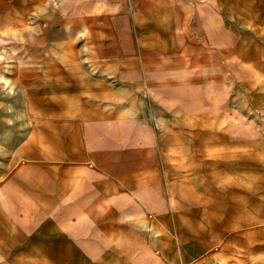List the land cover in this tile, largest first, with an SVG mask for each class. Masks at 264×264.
<instances>
[{"label": "crops", "instance_id": "crops-1", "mask_svg": "<svg viewBox=\"0 0 264 264\" xmlns=\"http://www.w3.org/2000/svg\"><path fill=\"white\" fill-rule=\"evenodd\" d=\"M29 1L0 0V32L7 33L14 27L17 37L21 38L19 46L25 50L19 56L16 75H21L22 80L26 63L39 62V74L47 66L57 65L60 69H69L70 72L61 74L70 77L58 80L48 76L50 79L45 81L40 75V106L45 91L51 90L57 97L53 99V119L38 120L39 130L48 134L51 128L52 137L37 139V161L15 169L4 181L0 193L5 195L7 208L11 209H0V245L24 246L21 256H25V246L34 239V244L43 247L50 244L46 239L60 242L61 231L66 233L63 239L67 240L89 230L92 237L80 241L107 246L111 234L120 239L119 245L127 246L131 235L140 236L148 227L154 233L150 239L155 244L153 252L164 264H188L187 259L194 257L198 250L197 215L204 210L200 209L204 196L198 184V174L203 169L200 158L204 155L194 151H203L205 144L197 138L191 140L183 131L173 136L176 127L169 118L190 114L189 111L172 112L173 106L194 103L188 96L184 99L186 92L178 70L195 71V77L203 82L204 72L208 70L214 71L213 80L219 83L221 69L233 71L240 80L253 78L264 67V0H131L136 30L142 31L148 25L152 34L157 25L163 24L172 39L181 35L188 41L187 49L201 52L176 53L187 54L188 65H181L178 60L165 66L166 73L160 82L164 87L160 89L163 98L155 99L156 89L150 93L156 106L163 108L159 112L142 111L132 103L125 104L124 100L110 99L114 78L107 76L108 63L98 62L94 66L79 54L76 59L82 61L69 64L53 61L43 53L45 38L64 34L68 37L70 53H80L73 44V30L87 23L79 18V13L88 9V3L78 4L79 0L63 3L62 8L74 15L67 33L45 28L33 38H27L28 28L23 25V17L30 7H35ZM42 1L36 0L38 4ZM16 7L21 10L17 9L18 14L10 18L9 12ZM159 17H163L164 23L158 21ZM48 24L55 25L54 19ZM106 48L115 50L114 44ZM98 54L102 57L105 53ZM123 63L118 60L113 68L125 69ZM85 65L98 71L96 76L85 78ZM11 69L0 58L1 80L9 82L6 70ZM169 71H178L171 88L165 86L172 79ZM122 81L116 84H134ZM154 83L150 79L149 84ZM205 113L200 112V117ZM18 205L22 209H16ZM228 228L225 222L222 229ZM99 230L106 231L105 239L98 236ZM42 254L37 251L36 256ZM24 260L26 264L35 261L41 264L38 258L30 256Z\"/></svg>", "mask_w": 264, "mask_h": 264}, {"label": "rangeland", "instance_id": "rangeland-1", "mask_svg": "<svg viewBox=\"0 0 264 264\" xmlns=\"http://www.w3.org/2000/svg\"><path fill=\"white\" fill-rule=\"evenodd\" d=\"M65 1L43 0L38 4L36 0H30L29 5L35 7H30L24 14L23 25L28 28L25 37L33 38L45 28L67 33L70 19L74 15L62 8ZM80 2H86L89 6L79 13V18L87 23L78 25L73 30V44L80 53H70L68 37L64 34L44 39L45 56L53 61L69 64L82 60H88L94 66L98 62L108 63L110 68L106 70L107 76L114 78V90H110V99L124 100L125 104L132 103L135 109L142 111L162 110L163 108L156 106L154 96L152 98L150 93L156 89L155 99L163 98L164 93L160 89L164 87H161L160 82L166 73L165 66L173 61L176 64L178 60L181 65L186 66L189 62L188 55L176 53L199 51L187 49L188 41L181 35L172 39V34H166L167 29L163 24L157 25L152 34L148 25L143 26L142 31L136 30L130 8L131 0H79L78 4ZM17 9L21 10L16 7L11 10L13 14L9 12L10 18L15 13L18 14ZM53 19L55 25H49ZM158 21L164 23L163 17H159ZM227 21L231 23V19ZM231 26L233 25L230 24ZM17 34L14 27L7 33L0 32V58L4 64L12 66L11 70H6L9 82L0 79V191L7 176L15 169L37 161L36 140L47 135L52 137L51 128L48 134L39 130L38 120L53 119V99L57 97L51 94V90L45 91L41 101V106L44 107L40 106V75L45 81L51 77L58 80L70 77L61 74L70 72L69 69H60L55 67L57 65L47 66L39 74L37 68L40 63L30 62L26 63V73L21 80V75H16L17 66L19 56L25 50L19 46L21 38ZM113 44L115 50H105L107 45ZM98 53L105 54L101 57ZM79 54L82 60L76 59ZM118 60L124 62L125 69L113 68ZM178 71L186 92L184 99L188 96L194 99V103L184 107L173 106L172 112L190 113L189 117L169 118L176 127L173 136L187 133L191 140L197 138L205 144L203 151H194L200 153V156L204 155L200 158L203 169L198 174V184L204 196L200 208L204 210L197 215L195 242L198 243V250L186 262L264 264V67L246 81L238 79L231 70L221 69L220 83L213 80V70L204 72V82L195 77V71L186 68ZM178 71H169L172 79L167 81L169 83L166 87L171 88V84L175 83ZM97 72L85 65L84 77L96 76ZM86 73L89 75L86 76ZM122 79L126 82L133 81L134 84L117 85L116 81L123 82ZM150 79L156 81L152 86L149 84ZM170 93L175 98L171 91ZM202 111L206 113L200 117L199 113ZM159 115L163 116L162 113ZM160 118L162 117H158ZM180 131L183 132L179 133ZM5 201V195L0 193V209H11L7 208L9 204ZM26 208L29 207L26 205ZM16 209L22 207L18 205ZM225 222L228 223V229H222ZM186 232L188 234L189 229ZM64 233L61 231L63 236L60 242L46 239V243L50 244L43 247L34 244L36 239L32 240V244L25 246V256H21L24 246L0 245V264H26L24 258L29 256L38 258L41 264H164L153 252L155 244L150 239L154 233L148 227L140 236L131 235L127 246L119 245L120 239L116 235H109V245L99 246L80 241L92 237L89 230L78 236L72 235L67 240L63 239L67 237ZM97 233L101 238L107 237L106 231L99 230ZM191 244L192 242L187 246ZM37 251L43 254L36 256ZM99 256L102 261H98ZM33 263L37 264L36 261L27 262Z\"/></svg>", "mask_w": 264, "mask_h": 264}, {"label": "built area", "instance_id": "built-area-1", "mask_svg": "<svg viewBox=\"0 0 264 264\" xmlns=\"http://www.w3.org/2000/svg\"><path fill=\"white\" fill-rule=\"evenodd\" d=\"M169 264H183V263H180V262H170Z\"/></svg>", "mask_w": 264, "mask_h": 264}]
</instances>
